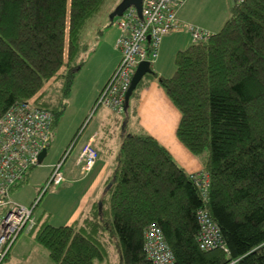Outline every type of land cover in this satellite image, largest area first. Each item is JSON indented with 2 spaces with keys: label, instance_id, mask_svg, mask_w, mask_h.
<instances>
[{
  "label": "trees",
  "instance_id": "obj_1",
  "mask_svg": "<svg viewBox=\"0 0 264 264\" xmlns=\"http://www.w3.org/2000/svg\"><path fill=\"white\" fill-rule=\"evenodd\" d=\"M105 1L0 0V117L27 101L51 112L53 131L85 61L83 32ZM174 66L158 82L180 112L177 138L208 173L207 198L156 138L122 131L100 205L72 224L38 228L35 239L53 264L102 262L108 242L119 264H155L143 247L149 224L173 264H264V0L233 3L222 27L179 50ZM52 79L58 93L46 96ZM201 208L222 247H200Z\"/></svg>",
  "mask_w": 264,
  "mask_h": 264
},
{
  "label": "built area",
  "instance_id": "obj_2",
  "mask_svg": "<svg viewBox=\"0 0 264 264\" xmlns=\"http://www.w3.org/2000/svg\"><path fill=\"white\" fill-rule=\"evenodd\" d=\"M185 0H142L141 10L126 8L114 22L120 29L116 47L119 61L98 94L95 106H105L114 114L124 110L126 92L132 75L141 61L151 65L157 58L161 40L167 33L181 28L177 10ZM240 3L244 0H233ZM181 25V27H180ZM186 28L192 41L209 36L210 31L188 24ZM53 116L50 111L29 102L12 105L0 117V264L8 254L12 243L22 231L34 227V207L18 203L11 197L12 190L22 183L29 172L40 165V152L48 148L52 135ZM95 134L83 144L77 156V164L88 172L98 158L94 147ZM63 159L52 165L42 191L50 184L65 180L61 170ZM201 196L206 199L209 176L205 170L192 174ZM199 245L203 249L222 247L219 228L204 208L197 213ZM143 247L146 256L155 264H173V254L164 241L159 228L149 224L144 231Z\"/></svg>",
  "mask_w": 264,
  "mask_h": 264
},
{
  "label": "crops",
  "instance_id": "obj_3",
  "mask_svg": "<svg viewBox=\"0 0 264 264\" xmlns=\"http://www.w3.org/2000/svg\"><path fill=\"white\" fill-rule=\"evenodd\" d=\"M201 1L202 0H185L177 11L178 21L181 23V25H183L182 27L180 25L181 28L178 30L182 31L175 32V30L163 36L159 47V55L152 63L155 66V68H153L155 75L151 76H154V78L157 79V82L156 80L155 82L158 83V85V77H169L171 74V69L174 71L175 66L172 67V63L174 64L176 53L192 43L191 35L186 28V25L194 24L210 31V33H214L217 32L224 24L222 22V18L220 17L219 20L216 21L217 15L215 14L213 16L211 15L212 17H204L202 6H200ZM111 15L108 22H105L96 29V34L98 36L96 47L91 51L89 57L87 58V62L94 58V60H96L97 57L101 58V61L95 71L96 77L93 78L92 97L95 96L100 87L103 88L102 85H105L109 75H111L115 69L120 58V52L116 47V39L118 34L116 35V33L113 31V23L115 20L112 19L113 16ZM85 62L86 60L80 68V71L76 74V78H80V76L85 74L84 70L88 68V63L85 64ZM84 65H86L85 69ZM149 80H153V85L157 87V85L154 83V79ZM85 82L87 83L86 80ZM143 82L144 80L142 83ZM142 86L143 84L140 86V88ZM138 90L136 94L132 96L134 97V100H130V98H128L121 114H114L110 109L102 106L97 119V128L86 132L84 141L79 145L77 153H79L80 149L88 140V138L95 134L94 147L98 151V158L93 167L88 172L82 171L80 165L77 164V154L75 159V167L72 165H66L64 172L62 171L65 177L64 183L67 181L82 182L85 180L83 187L85 184H87V186L84 189H80L75 201L70 205L67 211H65L64 208L61 209L63 210L61 216L64 213V222L66 223L61 225L72 224L80 217H83V215L86 214L88 210H90L91 206L95 202L98 204L99 202L101 203V198L103 195H105L110 185V177L116 162H114V158L116 157L119 150L120 137L123 133L122 131L136 134L146 133L153 136L160 144L164 145L169 150L174 161L189 174L202 170V163L199 157H193L192 153L181 143V141H179L176 136V128L180 118L179 110L171 103L170 99L166 97L167 95L165 96L162 92H160V90L159 94L156 93V95L153 97L150 96L149 93H146L147 91L143 89L139 92ZM148 96L151 100L148 99L147 101ZM129 105H131V108L128 107ZM97 107H94V110H96ZM129 108L132 112L131 117H129V114H127V109ZM107 116L109 118H107ZM115 118L117 120H114ZM115 122H117V125ZM53 137L54 132L52 131L48 148L51 147ZM74 145L75 144L70 147V151L74 149ZM171 147L176 149V153H179V155L175 154ZM101 155L104 157V159H101ZM110 157H113L111 163L107 160L110 159ZM64 162L65 158H63L62 165ZM77 167H79V169ZM23 235L33 236L34 234L32 235L25 233ZM33 239L36 241L35 236H33ZM14 243L15 241L12 243V245ZM12 245L9 251L11 250Z\"/></svg>",
  "mask_w": 264,
  "mask_h": 264
},
{
  "label": "rangeland",
  "instance_id": "obj_4",
  "mask_svg": "<svg viewBox=\"0 0 264 264\" xmlns=\"http://www.w3.org/2000/svg\"><path fill=\"white\" fill-rule=\"evenodd\" d=\"M121 1L122 0H106L99 13L87 24L83 32L82 38L88 46L87 50L81 56L86 60L85 64L88 63V68L85 69L86 65H84L85 74L80 76V78H76L77 76L74 77L71 92L62 98V102L64 103L63 113L59 116L57 122L54 125V137L51 147L47 149V155L40 165L34 167L27 179L16 186L11 192V197L18 203L30 205V203L36 201V207L34 209L33 215L35 217L36 223L34 227L30 228L29 230L22 231L19 234L15 240V243L12 245L11 250L1 264H53L48 256L47 250L37 243L33 239V236L36 235L38 228L43 222L53 225L66 224L64 222V213L61 216V213L63 212L61 209L64 208V210L67 211L70 205L75 201L80 189H84L87 184H85L83 187L85 180L82 182L67 181L65 183L64 180L58 184H50L44 191H42V189L44 187L45 181L49 177L51 170L50 168L52 165L65 158V162L61 167L63 172L66 168V165H72L75 167V159L78 154L77 149L81 142L84 141L86 132L95 129L98 126L97 119L102 106L99 105V107L94 110L93 105L102 87H100L95 96L92 97V84L93 78L96 77L95 71L101 61V58L97 57L96 60H94V58L89 62H87V58L89 57L91 51L96 47V41L98 40L96 29L110 20V15ZM200 6H202L204 17H212L215 14L217 15L216 21H218L220 17L224 23V21L228 18L227 16L230 14L231 0H202ZM116 18L117 17L115 15L112 19L116 20ZM113 29L116 35H119L120 29L114 23ZM178 31L182 30H176L175 32ZM172 67H174L173 63ZM150 68L153 71L155 66L152 64ZM172 71L173 69H171V74ZM171 74L169 76H171ZM149 79H154V83L157 85V87L153 85V80ZM155 80L157 82V79L154 78V76H146L144 78V82L141 83L143 86L141 88H137L139 89L138 92L143 89L147 91L146 93H149L150 96L153 97L156 95V93L159 94L160 90V92L166 96L161 85L159 84V86ZM59 83L60 81L58 79L50 80V82H48L45 86V89L47 90L46 96L49 94L51 96H56L58 93L56 87L60 86ZM148 99L151 100L149 96L147 101ZM130 100H134V97H130ZM130 106L131 105L128 107ZM130 108L127 109V114H129V117L132 115ZM107 118L109 117L107 116ZM114 120L117 119L115 118ZM115 124L117 125V122H115ZM73 144H75L74 149L70 151V147ZM172 150L175 154L179 155V153H176V149L172 148ZM192 155L193 157H196V155ZM112 158L113 157H110V159L107 160L111 163ZM101 159H104L102 155ZM199 159L201 161V157H199ZM115 161L116 157L114 158V162ZM77 168L79 169V167ZM25 233L34 235L24 236L23 234ZM108 243L107 257L102 262H98L96 264H119L118 253L114 247V244L112 242Z\"/></svg>",
  "mask_w": 264,
  "mask_h": 264
},
{
  "label": "water",
  "instance_id": "obj_5",
  "mask_svg": "<svg viewBox=\"0 0 264 264\" xmlns=\"http://www.w3.org/2000/svg\"><path fill=\"white\" fill-rule=\"evenodd\" d=\"M234 3L233 0H231V5ZM142 0H122L116 9L113 11L111 16L120 15L122 14L123 10L126 9L129 6H134L137 11L141 10ZM152 70L150 68V64L148 61L144 60L138 63L136 66V69L132 75L130 86L126 92L125 101H127V98L130 96L132 91L135 89L137 83L140 81V79L146 74L150 73ZM47 155V148H44L39 155L38 161L41 163L45 156ZM112 181H110V184ZM100 205V202H99Z\"/></svg>",
  "mask_w": 264,
  "mask_h": 264
}]
</instances>
